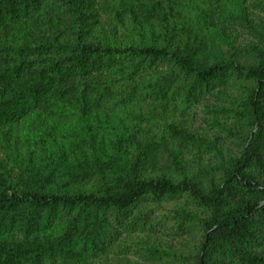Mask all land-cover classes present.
I'll return each mask as SVG.
<instances>
[{"label":"trees","instance_id":"trees-1","mask_svg":"<svg viewBox=\"0 0 264 264\" xmlns=\"http://www.w3.org/2000/svg\"><path fill=\"white\" fill-rule=\"evenodd\" d=\"M0 264H264V0H0Z\"/></svg>","mask_w":264,"mask_h":264}]
</instances>
